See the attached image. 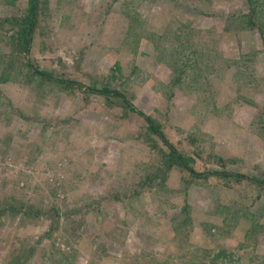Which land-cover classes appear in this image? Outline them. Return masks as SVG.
Instances as JSON below:
<instances>
[{"label": "rangeland", "instance_id": "374dc122", "mask_svg": "<svg viewBox=\"0 0 264 264\" xmlns=\"http://www.w3.org/2000/svg\"><path fill=\"white\" fill-rule=\"evenodd\" d=\"M37 4L22 53L3 19L28 0H0V264H264V188L176 166L146 185L165 144L85 90L122 92L199 172L262 178L264 0Z\"/></svg>", "mask_w": 264, "mask_h": 264}, {"label": "trees", "instance_id": "16d2710c", "mask_svg": "<svg viewBox=\"0 0 264 264\" xmlns=\"http://www.w3.org/2000/svg\"><path fill=\"white\" fill-rule=\"evenodd\" d=\"M38 0H28V8H27V14L21 19H16V20H10V18H5L3 19L4 22L8 23L9 25H14L16 27V33L15 38L19 43L20 46V52H24L28 48V44L31 41L32 33L35 27L36 23V9L38 6ZM24 65L31 69L35 74L39 75L40 77L46 78V79H55L56 81H59L58 79L53 77V74L49 73L48 71H42L38 70L36 68H33L31 64H25ZM115 69L118 70V65L115 66ZM62 81V80H61ZM64 85H69V86H76L78 88H83L82 84L77 83L75 81H68V80H63ZM86 91L90 92H95V93H100L106 96V98L113 97V99L119 100L120 103L123 104L124 107H126L128 110L132 112L138 113L142 119L144 120L146 124V132L148 135L151 136H156L158 140L163 142L167 148V152H162V164H163V169L158 170L157 173L152 176L151 179H148L149 182H147L146 185L151 184L153 180H157L158 178L161 180V178H164V174L166 171H168L172 166H176L184 171H186L191 178H207V177H217V178H227L228 180H231L233 182H242V181H247L248 183L256 184L259 185L260 188H264V175L262 178H254V177H249L244 174L238 173L236 171H203L199 172L196 170L192 163V158L189 156L184 155L180 151H178L173 144L168 141L166 138V135L164 134L162 128H161V123L156 120L155 118L151 117L150 115H146L145 113L137 110L132 103L126 98V96L118 91V90H110L107 87H102L100 90L99 89H93V88H88L85 87ZM164 173V174H163ZM161 175V176H159Z\"/></svg>", "mask_w": 264, "mask_h": 264}]
</instances>
